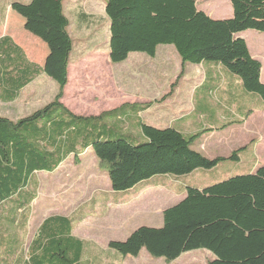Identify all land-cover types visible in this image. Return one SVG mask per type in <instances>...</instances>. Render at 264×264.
I'll use <instances>...</instances> for the list:
<instances>
[{
	"label": "trees",
	"instance_id": "trees-1",
	"mask_svg": "<svg viewBox=\"0 0 264 264\" xmlns=\"http://www.w3.org/2000/svg\"><path fill=\"white\" fill-rule=\"evenodd\" d=\"M226 1L231 18L213 20L197 8V0H104L111 64L133 53L153 58L159 46H171L182 66L219 65L264 103L261 64L237 37L247 31L264 34V0ZM62 2L10 5L23 18L24 30L46 45L43 67L26 62L8 37L0 39L1 101H12L40 73L57 86L52 102L29 116L16 122L0 117V264H87L84 243L72 235L85 217L46 218L27 244L11 245L28 226L30 214L19 221L14 215H23L35 199V175L54 172L70 157L76 161L91 150L111 190L126 193L153 178L213 171L238 153L210 159L194 150L206 130L187 135L138 122L139 136L125 134L120 121L126 105L96 118L72 116L60 104L73 50ZM108 248L132 258L144 251L167 264L195 250L213 256L206 264H264V166L200 190L186 187L184 198L162 212L161 227H139Z\"/></svg>",
	"mask_w": 264,
	"mask_h": 264
},
{
	"label": "crops",
	"instance_id": "crops-1",
	"mask_svg": "<svg viewBox=\"0 0 264 264\" xmlns=\"http://www.w3.org/2000/svg\"><path fill=\"white\" fill-rule=\"evenodd\" d=\"M30 1L31 0H0V39L8 37L11 42L22 51L26 62L38 67H43L45 59L48 55V49L46 45L38 38L34 37L24 30L23 18L13 12L10 7L12 3L28 4ZM224 1L225 4L220 5V9L225 10L226 13L223 18H214L217 17L216 14L209 12V10L206 8L199 10L204 12L209 18L213 20L229 19L232 16V9L229 2L226 0ZM62 6L64 16L69 22L68 33L73 41V50L70 57L69 66L67 68L68 82L63 90V97L60 100V104L63 108H65L72 116L77 118H96L99 117L102 113L111 112L126 105V113L124 115L123 121H120V127L124 129L123 133L125 134L139 136L140 131L138 129V122L158 129L172 127L177 131L187 135L195 133L193 132V129L197 125V119L199 118V116L194 117V113H196V107L194 104L195 95L201 88L207 85L208 82L213 80L216 81L220 75L223 78L225 77L227 73L221 66L209 63H202L195 66L193 64H190L194 67H191L189 72H186L180 79L181 82L188 83V86L186 88H183L182 85H178V83H176L177 86H175L174 88H169L168 90L171 79L175 74V72H173L170 77H167V74L170 71L168 70L170 67L169 60L170 58H174V54L172 53L171 49L168 48V46H159L163 47L164 49H162L158 57L157 50L159 47L157 48L156 54L153 58H150L145 54L140 55L141 53L130 54L127 60L123 63L112 64L117 67L115 69L110 65L111 62L109 60L108 53H106L105 57H103L102 54L93 52V49L89 51L85 57L78 59L77 62L73 61L72 58L75 52L73 36H75L78 39L77 41L79 42H85L87 38L94 37L97 30L94 29L93 25L91 24L93 22V19H95L98 23L103 22V18L100 15L98 16V14H95V11L105 8L103 0H63ZM12 26L15 27V29H13L15 32H13ZM237 37L243 39L246 42L243 33L238 34ZM246 45L251 57L260 62L261 54L258 52L259 48H257V46H250L247 42ZM81 51L82 50L80 49V52ZM146 57H148L150 60L147 61ZM119 66L124 67L118 69ZM42 78L48 80L51 83V80L49 78L40 73L28 85L20 89L12 101L3 102L0 100V105L7 106L17 104L20 101L22 94L36 81H39ZM159 78H163L165 80L164 82H162V85H160L159 83ZM260 80L261 83L264 82L262 66L260 72ZM158 85L162 86L161 90L160 88H158ZM51 86H53V96L48 103L14 119L1 115L0 117L7 118L13 122H16L43 108L45 105L52 102L56 95V84ZM210 93L212 92H209V94L207 93V95H210ZM91 95L97 96L93 97L94 100H97V105H89L85 111H80L81 105L84 104L88 97ZM137 111L138 113H136ZM221 117L224 118V116ZM248 119L249 118H244L243 115H237L230 119V123L233 120L235 124H241L239 126H235L236 129H232V127H230V131H232L233 134H235V132L238 134V136L234 138V146H239L240 148L238 149H245V151H242L236 155L233 162L234 165L237 166L236 170H240L246 174L254 172L255 168L258 166L257 163H261L262 165H264V128H260L258 131H255L256 120L250 123V121L248 122ZM104 121L105 123H112L111 119H104ZM249 123L250 129L254 127V130L251 131L250 129H247ZM241 128L245 130V136L242 134ZM213 134L208 135L203 140H206V138H210ZM255 135H258V140L256 139ZM249 136L252 138L250 139V141H254L253 148H250L247 144V137ZM199 147L204 148L202 144H200ZM231 148H229V152L226 158L236 151H234L235 148ZM87 155L93 156L91 150L85 151V153L78 158V161L80 160V158H83ZM203 155L210 159L220 157L217 154V149L215 152H208ZM223 157L224 156H222L221 158ZM248 157L251 158V164L246 162V159ZM254 160H256L257 162L254 163ZM220 164L215 170L203 174H212L216 172V170H219ZM201 172L205 171L197 170L184 177L162 176L161 181L155 184L156 190L152 193L153 195H148L149 197L154 198V202L152 201L154 204L152 203L153 205H148L145 202L144 206L146 207L147 205L151 209V211H153L154 209H160L158 217L161 218V221H159L161 222V224L159 227H161L162 225V212L165 209L178 204L184 198V190L186 187H192L199 190L205 188L204 185L198 184L179 185L180 178L191 177V179L194 180L196 174H200ZM104 175L106 177V174ZM228 175L233 176L232 172H230ZM107 181L108 180L106 177L105 186L97 187V185L94 187V190L91 192L90 198L87 202H85L86 205H91L92 209L96 207L98 203L102 206H105V203L102 204L101 202H99L100 200H98L102 199L101 195L106 196L118 194L114 193L111 190L109 182L107 183ZM144 184L145 183H143L142 185ZM148 188L149 187H143L142 189L137 190V192H135V190H133V192H135L137 196L144 189ZM165 192L167 194H165ZM128 201H125V203H127ZM106 203L108 205L111 204L110 202ZM122 204H124V202H116L112 205L113 207L115 206L116 208H118ZM102 206H99L98 208L105 209V207H107ZM155 210L153 212H155ZM75 227L76 226H74L73 228L72 235L75 238L79 239L74 235ZM79 240L82 241L81 239ZM82 242L84 243L85 250L84 261L87 264H99L101 263V261H103L104 264H113V261H117L118 259L134 264L133 262H135L143 254V252H141L136 258H132L129 256L122 257L108 248V244L110 242H117L110 241L106 244L105 251H102L101 253H95V257H92L89 256L86 252V246L88 244L84 241ZM149 258V261L153 260V258ZM212 258L213 256L211 255L210 260H212ZM154 260L165 262L162 259Z\"/></svg>",
	"mask_w": 264,
	"mask_h": 264
},
{
	"label": "rangeland",
	"instance_id": "rangeland-1",
	"mask_svg": "<svg viewBox=\"0 0 264 264\" xmlns=\"http://www.w3.org/2000/svg\"><path fill=\"white\" fill-rule=\"evenodd\" d=\"M222 4H225L224 0H197V8L208 9L209 12L216 14L217 17L214 18H223L225 16V10L220 9V5ZM95 14H98V16L100 15L103 18V22L98 23L93 19L91 24L97 31L94 37L87 38L85 42H79L77 41L78 39L73 36L75 51L72 58L73 61L77 62L78 59L85 57L92 49L93 52L102 54L103 57L108 53L109 23L103 8L102 10H96ZM13 29H15L14 26H12V30ZM13 32L15 31L13 30ZM243 35L250 46H257V48H259L258 52L261 54L260 62L264 75V34L247 31L243 33ZM168 48L171 49L174 58H170L169 60L170 67L168 70L170 71L168 73L167 70V77H170L171 74L175 72L168 86V90L169 88L177 86L176 83L186 88L188 83H183L180 79L195 65L191 66L185 63L182 66L180 58L174 48L171 46H168ZM80 49L82 50L81 52ZM162 49L164 48H158L157 57ZM146 58L147 61L150 60L148 57ZM110 65L114 69L117 68L112 64ZM123 67L124 66H119L118 69ZM226 73L224 78L220 75L216 81L213 80L208 82L207 85L196 93L194 98L196 107L194 117L199 116V118L197 119L198 123L194 127L193 132H195L194 134L200 133L203 130H206V132L201 135L193 149L201 154L215 152L217 149L218 156H224L223 158H226L229 148L231 147L235 148L234 151L236 150L238 153L245 151V149H238L240 148L239 146H234V138L237 137L238 134L236 132L233 134L232 131H230V127L236 129L235 126L241 125L240 123L235 124L233 120L230 123V119L234 116L243 115L244 118H249L248 122L250 121V123L256 120L255 131L264 128V103L257 95L244 91L240 80L236 76L229 72ZM164 81L163 78H159L160 85H162ZM51 85H55V83L52 81L50 83L44 78L36 81L22 94L17 104L7 106L0 105V115L14 119L48 103L53 96V86ZM158 88L161 90L162 86L158 85ZM209 92L212 93L207 95ZM93 97L97 96H89L86 102L81 105L80 111H85L89 105H97L98 102L94 100ZM221 116H224L226 120ZM250 123L247 126L248 130L250 129ZM250 130H254V127ZM211 134L213 135L210 138L203 140ZM242 134L244 136L246 135L243 129ZM255 136L258 140V135ZM247 139V144L250 148H253L254 141H250V139H252L250 136L247 137ZM200 144H202L204 148L199 147ZM246 162L251 164V158L248 157ZM253 162L255 163L257 161L254 160ZM257 165L264 166L261 163H257ZM236 167L237 166L234 165L232 160H226L220 164V168L216 170V172L212 174H203L206 172H201L200 174H196L194 180H192L191 177L180 178L179 185L198 184L210 186L219 182V180L229 178L230 176L228 174L230 172H232L233 176L246 174L240 170H236ZM104 174V171L99 167L97 160L92 155L80 158L79 161H75L70 157L54 173L37 174L35 179L38 182V188L33 191L35 199L26 209H23V211H25L23 215L19 213L14 215V218L19 221L26 217L27 214H30L28 226L20 235L18 234V237L16 236L13 238L14 240L11 245L14 247L16 244H19V242L27 244L34 237L39 224L45 218L54 216L71 217L74 221H76L77 218L85 217L75 225L74 235L88 244H86V252L92 257H95V253L105 251L108 242L125 240L136 228L141 226H160L161 222L159 221H161V218L158 217L160 209H154L155 212H153L154 210L151 211L147 205L146 207L144 205L145 202L148 205L154 202V198L148 195H153L152 193L156 190L155 184L161 181V177L153 178L145 182L144 185L139 186L135 192L143 187L149 188L144 189L137 196L135 192H133L134 189L130 192L113 195L104 196L100 194L102 199H98L100 200L99 202L102 204L105 203L107 207L98 203L96 207L92 209V206L86 205L85 202L90 198L91 192L94 190L95 186L98 185L97 187H103L106 185V177ZM165 194L167 193L165 192ZM125 201L128 202L125 203ZM106 202H110V205L116 202H124V204L116 208L115 206L113 207V205H108ZM99 206L105 207V209H99ZM20 226L21 224H19V227ZM141 252H143V254L133 262L134 264H166L165 262L154 259L149 261V256L144 251ZM210 258L211 254L209 252L205 250H195L182 254L178 259L169 264H206ZM99 264H104V262L101 261ZM113 264L132 263L118 259L117 261H113Z\"/></svg>",
	"mask_w": 264,
	"mask_h": 264
}]
</instances>
